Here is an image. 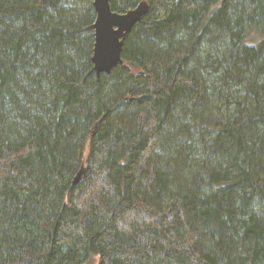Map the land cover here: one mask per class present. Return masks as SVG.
<instances>
[{"label": "trees", "instance_id": "obj_1", "mask_svg": "<svg viewBox=\"0 0 264 264\" xmlns=\"http://www.w3.org/2000/svg\"><path fill=\"white\" fill-rule=\"evenodd\" d=\"M141 1L96 76L93 0H0V264H264V0Z\"/></svg>", "mask_w": 264, "mask_h": 264}, {"label": "water", "instance_id": "obj_2", "mask_svg": "<svg viewBox=\"0 0 264 264\" xmlns=\"http://www.w3.org/2000/svg\"><path fill=\"white\" fill-rule=\"evenodd\" d=\"M92 6L95 21L91 62L96 76H99L110 74L116 66L123 64L122 39L148 13L149 5L146 1H141L123 13L112 11L109 0H93ZM82 173L81 169L74 177L73 184L78 182Z\"/></svg>", "mask_w": 264, "mask_h": 264}, {"label": "rangeland", "instance_id": "obj_3", "mask_svg": "<svg viewBox=\"0 0 264 264\" xmlns=\"http://www.w3.org/2000/svg\"><path fill=\"white\" fill-rule=\"evenodd\" d=\"M89 264H99L98 259L96 258V259L92 260V262H90Z\"/></svg>", "mask_w": 264, "mask_h": 264}]
</instances>
